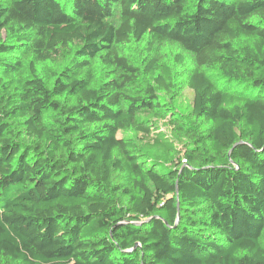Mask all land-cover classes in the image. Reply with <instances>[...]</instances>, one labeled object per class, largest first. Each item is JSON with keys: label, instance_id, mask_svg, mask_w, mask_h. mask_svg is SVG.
Returning a JSON list of instances; mask_svg holds the SVG:
<instances>
[{"label": "trees", "instance_id": "obj_1", "mask_svg": "<svg viewBox=\"0 0 264 264\" xmlns=\"http://www.w3.org/2000/svg\"><path fill=\"white\" fill-rule=\"evenodd\" d=\"M0 264H264V0L0 1Z\"/></svg>", "mask_w": 264, "mask_h": 264}, {"label": "rangeland", "instance_id": "obj_2", "mask_svg": "<svg viewBox=\"0 0 264 264\" xmlns=\"http://www.w3.org/2000/svg\"><path fill=\"white\" fill-rule=\"evenodd\" d=\"M0 1H6V0H0ZM192 99H193V93L190 89H185L183 91V93L181 94V96L179 98H177L174 101L173 104V109L172 111H174L175 113H185L186 108L191 105L192 103ZM159 130L164 131L166 133H168V130L166 128V126L163 124V122H158L157 124ZM121 134H119L120 136Z\"/></svg>", "mask_w": 264, "mask_h": 264}]
</instances>
